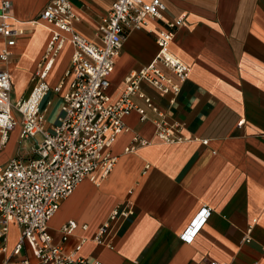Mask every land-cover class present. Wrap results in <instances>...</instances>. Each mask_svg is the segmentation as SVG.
<instances>
[{
    "label": "crops",
    "instance_id": "crops-1",
    "mask_svg": "<svg viewBox=\"0 0 264 264\" xmlns=\"http://www.w3.org/2000/svg\"><path fill=\"white\" fill-rule=\"evenodd\" d=\"M6 1L15 28L23 31L11 49L13 60L5 67L16 102L31 93L34 75L45 65L41 60L50 35L44 27L30 24L52 0ZM111 1L69 0L77 18L73 30L97 45L98 27ZM159 1L164 7L161 18L148 19L123 42L107 77L106 94L112 101L118 99L124 79L157 54V31L184 18L168 45L170 53L189 68L178 93L162 95L142 82L139 85L167 124L181 125L184 140L159 142L154 122L160 118L131 98L144 108L145 119L134 112L125 116L126 131L108 149L116 159L111 172L97 186L80 182L59 203L47 222V233L64 254L73 253L83 240L74 257L86 264H264V0ZM71 53L65 42L43 80L50 90L47 127L59 114ZM62 80L61 92L53 94ZM18 133L16 127L0 149V167L14 157L32 158L34 145L19 141ZM135 136L148 144L125 150ZM127 206L132 215L111 221L102 244H96L92 238L110 212ZM204 207L210 215L194 238L185 242L180 235ZM253 220L245 243V231ZM67 222L77 227L62 243L59 229ZM18 240V228L9 224L0 239V264L34 262L25 243L17 255L12 254Z\"/></svg>",
    "mask_w": 264,
    "mask_h": 264
},
{
    "label": "built area",
    "instance_id": "built-area-1",
    "mask_svg": "<svg viewBox=\"0 0 264 264\" xmlns=\"http://www.w3.org/2000/svg\"><path fill=\"white\" fill-rule=\"evenodd\" d=\"M163 9L159 0H112L100 21L98 44L95 45L73 30L72 24L77 18L69 0H52L30 24L32 27H44L50 35L41 60L45 65L34 75L31 93L11 103V75L5 67L11 62V49L23 36V31L15 28V21L10 17V2L0 0V65L4 66L0 70V149L16 127L19 128L17 139L21 142L40 138L30 149L32 158L14 157L0 167V239L4 238L9 224L15 225L19 230V240L12 254L17 255L25 243L34 259L32 263L25 259L19 264H86L82 258L74 257L83 240L73 253L64 254L60 245L52 243L47 233V222L58 211L59 203L69 197L80 182L87 180L97 186L111 172L116 159L108 149L115 138L126 131L125 116L134 112L142 121L145 108L160 118L159 122H154V135L159 142L173 144L184 140L179 134L181 125L167 124L149 98L139 91L142 82L162 95L175 96L178 93L179 84L186 79L189 68L170 53L168 45L175 30L184 25V18L174 19L172 23L165 24L163 31H157V54L147 66L124 79L125 88L118 99L112 101L106 94L109 86L107 77L127 36L142 28L148 19H160ZM65 42L72 51L63 74L67 88L61 94L59 114L54 124L47 127L45 117L51 103L46 96L50 90L43 80ZM165 71L173 76L174 82ZM63 80L52 90L53 94L61 92ZM131 98L142 101L144 108L135 105ZM12 113L18 117L17 122ZM132 141L133 145L125 150L148 144L137 136ZM202 145L205 146L206 141H202ZM210 212L205 207L200 209L180 238L190 242ZM130 215V206L113 209L92 240L102 244L101 237L110 222L124 220ZM254 223L255 220L246 229L243 242H248ZM76 227L73 222L62 225L60 241L66 242Z\"/></svg>",
    "mask_w": 264,
    "mask_h": 264
},
{
    "label": "rangeland",
    "instance_id": "rangeland-1",
    "mask_svg": "<svg viewBox=\"0 0 264 264\" xmlns=\"http://www.w3.org/2000/svg\"><path fill=\"white\" fill-rule=\"evenodd\" d=\"M12 60H13V59H12ZM15 97H16V93H15V91H12V92L10 93V100H11L12 103L14 102ZM12 115L14 116L15 122H17L18 117H17L14 113H12ZM39 140H40L39 137H35L34 139L25 140V141H23V142H25V143H26V142H27V143H32L33 145H36V143H38Z\"/></svg>",
    "mask_w": 264,
    "mask_h": 264
}]
</instances>
